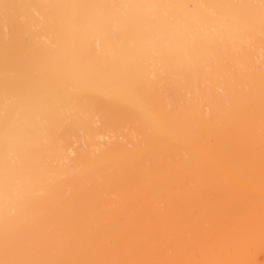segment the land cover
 I'll list each match as a JSON object with an SVG mask.
<instances>
[{
    "label": "bare ground",
    "instance_id": "6f19581e",
    "mask_svg": "<svg viewBox=\"0 0 264 264\" xmlns=\"http://www.w3.org/2000/svg\"><path fill=\"white\" fill-rule=\"evenodd\" d=\"M0 264H264V0H0Z\"/></svg>",
    "mask_w": 264,
    "mask_h": 264
}]
</instances>
